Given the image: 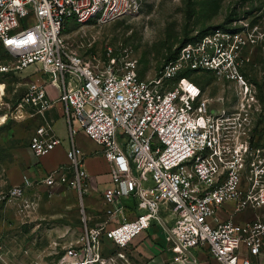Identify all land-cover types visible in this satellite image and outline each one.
<instances>
[{"label": "built area", "instance_id": "2783aa9c", "mask_svg": "<svg viewBox=\"0 0 264 264\" xmlns=\"http://www.w3.org/2000/svg\"><path fill=\"white\" fill-rule=\"evenodd\" d=\"M140 8L141 0H0V49L10 56L0 72L35 65L59 85L75 183L82 186L88 178L74 140L78 128L101 147L110 166V183L101 192L107 218L91 227L84 222L81 238L65 246L55 264H98L106 241L125 247L152 220L164 227L173 262L198 264L199 250L217 264H264V214L242 224L232 220L245 208H264V159L248 167L237 113L213 111L203 89L183 74L204 71L244 85L234 51L244 35L214 28L183 45L151 78L138 75L134 60L118 63L112 56L99 67L65 46L68 21L103 25ZM106 50L109 56L111 47ZM22 99L41 113L51 106L44 82L28 83ZM60 143L46 124L29 146L41 156ZM248 170L253 177L243 189ZM55 176L42 182L52 184ZM23 181L29 183L26 176ZM20 193L19 186L11 190L14 197ZM228 204L233 210L222 218ZM128 209L137 210L134 217ZM151 261L169 264L157 254Z\"/></svg>", "mask_w": 264, "mask_h": 264}, {"label": "rangeland", "instance_id": "374dc122", "mask_svg": "<svg viewBox=\"0 0 264 264\" xmlns=\"http://www.w3.org/2000/svg\"><path fill=\"white\" fill-rule=\"evenodd\" d=\"M214 28L244 35V42L234 51L237 69L246 83L240 86L204 71L183 74L203 89L213 111L223 107L237 113L241 125L239 142L245 143L248 167H252L264 159V0H141V8L134 15L103 25L67 24L62 37L65 46L99 67L112 56L118 63L134 60L138 75L151 78L183 45ZM107 47L112 49L109 56ZM5 61H10V56L0 49V63ZM34 67L0 72V85L4 84L0 113L8 116L0 126V264H55L64 247L81 238L84 222L91 227L107 218L106 207L98 202L106 184L93 189L87 179L82 186L75 183L66 151L65 161L49 168L42 162L46 155H35L30 149V138L48 121L46 112L50 109L41 113L22 99L28 83L41 77ZM46 92L53 100L60 87L50 83ZM54 118L55 132L61 138V144L49 152L55 156L67 147L69 130L64 117ZM73 126L77 128L76 123ZM74 140L86 156L83 167L88 169L90 164L91 173L103 174L107 167L97 145L80 128ZM92 152L98 153L91 155ZM52 172L56 175L53 183H43L42 179ZM24 176L29 183L23 181ZM251 177L249 170L243 175V189L249 186ZM16 186L21 193L14 197L11 190ZM229 207L232 211L233 205ZM160 213L165 215L163 207ZM256 214H264V208H245L236 212L232 220L242 224ZM157 235L167 244L164 227L152 220L151 226L125 247L105 242L98 264H153L152 253L161 250L155 242ZM163 258L170 260L173 256ZM197 260L204 264L205 258L198 255Z\"/></svg>", "mask_w": 264, "mask_h": 264}, {"label": "crops", "instance_id": "0c3cea01", "mask_svg": "<svg viewBox=\"0 0 264 264\" xmlns=\"http://www.w3.org/2000/svg\"><path fill=\"white\" fill-rule=\"evenodd\" d=\"M34 69H36V67H34ZM36 71V70H35ZM39 73V72H38ZM41 77H39V78H36L37 79V81L36 82H44L45 83V86H46V88H47V86L50 84L49 82H48V80H47V78L45 77V78H43L42 77V75H40ZM47 80V81H46ZM33 81H35V80H33ZM50 109H48V111L46 112V119H48V121H46V123L44 124V125H46V124H48V125H50L51 126V128H52V131L55 133V135H57L56 134V132H55V129H54V120H55V118L54 117H64L65 118V121H66V123H67V119H66V116H65V114H64V110H63V105L57 100V95L54 97V99L53 100H51V107H49ZM50 122H52V123H50ZM57 137H59L58 135H57ZM60 138V137H59ZM89 139V138H88ZM60 140H61V138H60ZM90 140V139H89ZM92 141V140H91ZM93 142V141H92ZM94 143V142H93ZM61 144V143H60ZM95 144V143H94ZM97 145V144H96ZM68 147H69V139H68V141H67V147L65 148V150L64 151H57V153H55L56 155H57V157H58V155L59 154H61V155H59V157H60V159L62 158V160H59V157H58V160H56V158H55V156L53 155V154H51V153H48V154H46V157L42 160V162L44 163V165L45 166H47V167H49V168H52V167H54V166H56V165H58L59 163H61V162H63V161H65V159H63L64 158V155H65V151L68 149ZM97 147H98V152H92V154L91 155H96L97 153L98 154H100L101 155V157H102V159L105 161V163H106V167H107V170L103 173V174H101V173H99V174H94V173H91L90 172V170H91V166H90V164H88L87 166H88V169H85L84 167V169L86 170V172H87V174H88V178H86L87 180H88V183L89 184H87V185H89V186H91L93 189H96V187H99V184H106L105 186H104V188L106 187V186H108L109 185V183H110V179H109V168H110V166H109V163L106 161V159L104 158V156H103V154H102V149H101V147L99 146V145H97ZM56 148V147H55ZM54 148V149H55ZM86 156H85V154H83V160H82V162H83V164L82 165H84L85 166V158ZM102 177H104V178H102ZM85 179V180H86ZM85 182V181H84ZM101 187H103V186H101ZM101 187H99V188H101ZM102 192V191H101ZM98 202H100V204H102V205H104L103 204V201H102V199H101V195H100V197H99V201ZM128 204H130V202L128 203ZM229 205H231V204H228V205H226L222 210H220V216L222 217V218H224L225 216V218H227L230 214H231V209H230V207H229ZM126 213H127V216L128 217H134L135 216V214L137 213V210H132V209H128V210H126ZM234 215V214H233ZM163 218H165V220H167L168 222H169V216L168 215H166V213H165V215H163ZM169 224V223H168ZM165 235H166V231H165ZM136 238V237H135ZM134 238V239H135ZM133 239V240H134ZM132 240V241H133ZM165 242L166 243H168L167 242V240H166V237H165ZM131 241V242H132ZM155 241V240H154ZM106 242H108V241H106ZM157 244H159V246L161 247V250H160V253H158L157 255H159L160 256V258L161 259H163L164 261H166V262H169V264H180V263H176V262H173V259H170V260H166V259H164L163 258V256H167V254L169 255V254H172V256L174 257V254H173V252H170V251H165V247L167 246V244H165V243H163L162 242V238H160V236L159 235H157V239H156V241H155ZM110 243V242H109ZM145 246V245H144ZM146 248H147V250H149L150 251V249H149V247H147V246H145ZM151 252V251H150ZM152 253V252H151ZM152 254H154V253H152ZM194 255L197 257L198 255L199 256H202L203 258H205V260H202V262L204 263V264H217L216 263V261L215 260H213L211 257H209L207 254H204L203 252H201V251H194ZM198 264H200L199 262H198Z\"/></svg>", "mask_w": 264, "mask_h": 264}, {"label": "bare ground", "instance_id": "6f19581e", "mask_svg": "<svg viewBox=\"0 0 264 264\" xmlns=\"http://www.w3.org/2000/svg\"><path fill=\"white\" fill-rule=\"evenodd\" d=\"M4 86V84L3 83H1V85H0V94H2V91H3V94H4V89L2 90V87ZM2 94V95H3ZM1 95V96H2ZM7 114L6 113H0V126L6 121V119H7Z\"/></svg>", "mask_w": 264, "mask_h": 264}, {"label": "trees", "instance_id": "16d2710c", "mask_svg": "<svg viewBox=\"0 0 264 264\" xmlns=\"http://www.w3.org/2000/svg\"><path fill=\"white\" fill-rule=\"evenodd\" d=\"M67 24H70V25H74V26H76L74 23H73V21H68L67 23H66V25H65V27L63 28V30H62V32L64 31V29H66L67 28ZM174 55H172L171 57H173ZM170 57V58H171ZM188 76V75H187ZM60 256V255H59Z\"/></svg>", "mask_w": 264, "mask_h": 264}]
</instances>
